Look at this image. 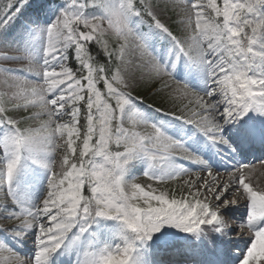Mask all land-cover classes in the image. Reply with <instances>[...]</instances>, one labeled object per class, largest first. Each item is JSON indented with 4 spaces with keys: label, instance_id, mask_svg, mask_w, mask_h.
<instances>
[{
    "label": "snow or ice",
    "instance_id": "1",
    "mask_svg": "<svg viewBox=\"0 0 264 264\" xmlns=\"http://www.w3.org/2000/svg\"><path fill=\"white\" fill-rule=\"evenodd\" d=\"M250 157L264 0H0V264H264Z\"/></svg>",
    "mask_w": 264,
    "mask_h": 264
},
{
    "label": "rangeland",
    "instance_id": "2",
    "mask_svg": "<svg viewBox=\"0 0 264 264\" xmlns=\"http://www.w3.org/2000/svg\"><path fill=\"white\" fill-rule=\"evenodd\" d=\"M173 14L176 15V17L173 19ZM163 19H165L168 23H169V26L174 29V27L177 25V23L180 25L179 28L181 29V31L178 33V34H183V25L180 24V17L174 12V11H171L169 10L165 16L163 17ZM5 67L9 66V65H4ZM11 66H14V67H18L17 65H11ZM152 84L154 86H156L157 88H161V83L162 82H152V83H148V82H142L140 84L139 87H137L135 89V91H139L141 92L143 89H140V87L143 85V84ZM144 88H148V86H142ZM154 91V95L151 97V100H154L156 103L155 105L157 107H162L164 109H168V108H171L172 107V101L168 98L167 96V93L166 91H157L155 92ZM253 182L254 184L256 185H259V186H264V166H260V167H257L255 169V172H254V175H253Z\"/></svg>",
    "mask_w": 264,
    "mask_h": 264
},
{
    "label": "trees",
    "instance_id": "3",
    "mask_svg": "<svg viewBox=\"0 0 264 264\" xmlns=\"http://www.w3.org/2000/svg\"><path fill=\"white\" fill-rule=\"evenodd\" d=\"M139 96H143L142 94H140Z\"/></svg>",
    "mask_w": 264,
    "mask_h": 264
}]
</instances>
